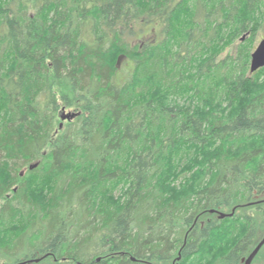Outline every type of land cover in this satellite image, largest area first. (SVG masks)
I'll list each match as a JSON object with an SVG mask.
<instances>
[{
    "label": "trees",
    "instance_id": "1",
    "mask_svg": "<svg viewBox=\"0 0 264 264\" xmlns=\"http://www.w3.org/2000/svg\"><path fill=\"white\" fill-rule=\"evenodd\" d=\"M263 28L264 0H0V264H240Z\"/></svg>",
    "mask_w": 264,
    "mask_h": 264
},
{
    "label": "rangeland",
    "instance_id": "2",
    "mask_svg": "<svg viewBox=\"0 0 264 264\" xmlns=\"http://www.w3.org/2000/svg\"><path fill=\"white\" fill-rule=\"evenodd\" d=\"M245 37H246V39H245L246 41L244 43H246L249 38L251 39L250 43L252 42V44L254 45V49H253V52H254L256 50V48L259 46L260 42L264 39V28L259 30L254 38H253V36L247 35V34ZM240 42H241V39L237 40V42L232 47L227 48L224 51V53L221 54L220 60H224L227 56H236L237 55V49H238ZM72 113H74V112L73 111H65V115H71ZM61 120H62V118H61ZM65 122H67V120ZM24 173H26V170L23 171L22 175ZM258 201L263 202L264 201V195L259 196ZM262 235H264V231H263ZM263 242L264 241H262L261 243L258 242V244L256 246L258 248H256L255 254L258 255V256H256L258 258H257V261L255 262V264H264V243Z\"/></svg>",
    "mask_w": 264,
    "mask_h": 264
},
{
    "label": "water",
    "instance_id": "3",
    "mask_svg": "<svg viewBox=\"0 0 264 264\" xmlns=\"http://www.w3.org/2000/svg\"><path fill=\"white\" fill-rule=\"evenodd\" d=\"M245 36L242 40H245ZM264 69V39L260 42L259 46L251 55L250 73L254 74L259 70ZM76 117V114L64 115L62 117L63 121H71ZM33 167H31L32 169ZM264 243V242H263ZM25 264V263H23Z\"/></svg>",
    "mask_w": 264,
    "mask_h": 264
},
{
    "label": "flooded vegetation",
    "instance_id": "4",
    "mask_svg": "<svg viewBox=\"0 0 264 264\" xmlns=\"http://www.w3.org/2000/svg\"><path fill=\"white\" fill-rule=\"evenodd\" d=\"M248 215H257V216L258 215H260V216L263 215L264 216V212H251V213H247V216ZM254 219H257V217L256 218L254 217ZM256 221H258V220H256ZM201 225L204 226V222H202ZM263 231H264L263 229H261L259 231V233L257 234V237H256L255 244L251 246L250 252L247 253L246 256H244L241 259L240 264H255V262L257 261V258H258V257H256L258 255L255 254L256 248H258L256 246H257L258 242L261 243L262 241H264V235H262L263 234Z\"/></svg>",
    "mask_w": 264,
    "mask_h": 264
}]
</instances>
